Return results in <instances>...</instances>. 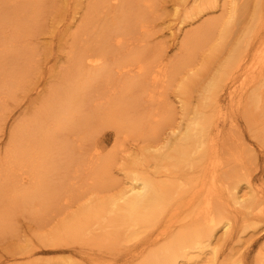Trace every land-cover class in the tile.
<instances>
[{
	"label": "rangeland",
	"instance_id": "obj_1",
	"mask_svg": "<svg viewBox=\"0 0 264 264\" xmlns=\"http://www.w3.org/2000/svg\"><path fill=\"white\" fill-rule=\"evenodd\" d=\"M211 1L0 0V264H162L160 234L209 206L211 247L174 263L264 264V116L247 100L264 85V0ZM197 113L216 158L180 168L165 153ZM30 161L42 187L14 198ZM135 171L136 192L153 178L166 191L150 221L128 219Z\"/></svg>",
	"mask_w": 264,
	"mask_h": 264
},
{
	"label": "bare ground",
	"instance_id": "obj_2",
	"mask_svg": "<svg viewBox=\"0 0 264 264\" xmlns=\"http://www.w3.org/2000/svg\"><path fill=\"white\" fill-rule=\"evenodd\" d=\"M204 1H209L212 4L211 0H204ZM205 37H207V36L205 35ZM205 37H204V40L206 39ZM196 38L197 37H195L194 35L189 37V39L191 41H193L191 43L192 45H196L197 46L203 40V38H202V39H199V40L196 41ZM239 59H241V58H239ZM98 61L99 60H97L96 62H98ZM234 62H236V60ZM238 63H239V61H238ZM241 63H243V62H241ZM258 63L260 64V62H258ZM263 63H264V61H263ZM252 64H254V63H252ZM259 64H258V66H259ZM234 65H237V63L234 64ZM254 65H250V66H254ZM234 67H236V66H234ZM246 69H248V68H246ZM258 73H260V72H258ZM260 76H262V75H260ZM219 81H221V80H219ZM216 82L215 81L213 82L214 85H216V86H217V84L219 85V83L216 84ZM260 83H262V82H260ZM260 83L255 87V89H253L251 91L250 95H248V99L247 100H248V105L254 106V107L257 106L256 108H260L261 109L260 110L261 111L260 114H262L261 116H264V109L262 110V108H264V98H263L264 97L263 96L264 91H262L264 89V85L260 84ZM210 85H212V84H210ZM118 100H119V103H117L115 106H112L109 109V112L112 113V115L109 116L110 123H111L112 126H114V125L117 126V123L119 122V121L116 120L115 115H116V113L120 112L119 108L121 106V101L123 99L120 98ZM262 111H263V113H262ZM193 116H192L193 117V121L191 122L190 126H188L189 128H187V130L185 132V135L183 137L186 141H183L181 144H178L177 146L173 147V149H172V151L170 153H167V154L165 153V156L168 157L169 160L170 159H174L179 167L182 164V166H185V167L188 166L191 169L194 166L193 165L194 162H198V163H196V165H197L196 167L201 169V170H204L205 169L204 165H206V163H209V162L211 164V161L214 158H216L215 156H216V153H217L216 151L217 150L215 151L214 148L213 149L212 148H208L206 150L207 147L204 145L205 144L204 139L207 136L206 132H204V131H206L205 130L206 129V124L205 123H207L208 120H206L207 122L205 121L202 113L201 114L197 113V115L193 114ZM209 121L211 122V120H209ZM64 122H66V121L62 117H59L58 120L54 124V128L51 131L47 132L46 134L47 135H49V134L51 135V133H53L54 131L61 130L62 127L64 126ZM154 125H155V126H153L154 134L156 132H159L160 129L163 127V124H162L161 121L155 122ZM256 130H259V129L257 128ZM117 131H121V130H117ZM259 134H260L259 136L262 135L264 137V131L263 130L260 129ZM259 138L262 139L261 137H259ZM189 143L191 144V147L189 146ZM167 144L169 145L168 142H167ZM208 147H210V146H208ZM155 148H158V147H153V149H155ZM155 151L159 152V156L161 157V163H164L165 162V160L163 159V154L164 153L160 152L161 151L160 148H159V150L155 149ZM155 158H153V159H155ZM194 158H197V160H194ZM37 159L40 161V163H42V160L44 159L43 154L40 153V155H39V157ZM190 160H191V162H189ZM183 163H185L186 165H184ZM191 163H192V166L190 165ZM30 164H32L34 167H33L32 171L29 170L28 175L31 177V180H33V182L28 187L29 188L28 190H24L22 192L21 191L18 192L19 191L18 190L17 192L19 194L15 195L14 198H19V197L20 198H23V197H27L28 198L34 192L39 191L40 188L42 187V183H40V180H42V176L43 175H42L41 171H38L39 170V166H41V164L38 166V164L35 161H30ZM188 169H187V171H188ZM199 169L195 168V170H199ZM40 170H41V167H40ZM192 170H194V169H192ZM195 170H194V172H196ZM148 176H149V174H148ZM152 177H154V176H152ZM130 178H131V184L127 187V189H125V192H124V194L122 196V198H124L126 196L125 197L126 199L124 198L125 199L124 201H126V202H124V204H125V207H126V209L128 211V215H129L128 219H130V217H131V219L132 218L138 219V221H140V220L145 221V222L146 221H150V220L153 219L152 216H155V214L158 213L159 210L158 209L155 210V209L159 206L160 202H163L164 200L167 199V195L164 194V193H166V191H164L160 187L159 183L156 184L157 182H155V178H153L150 181H147V180L143 181V185L141 187V190L136 192L137 188H138L137 185L139 184L138 183L139 182V178H143V177L140 176L135 171V172H131ZM31 180H29V181H31ZM179 188H181V187H179ZM176 189H178V188H176ZM130 193H132L133 195L130 194ZM250 200L252 201V199H250ZM254 200L255 199L253 198V201ZM15 201H16V199H15ZM0 202H1V199H0ZM234 203L236 205H238V204L241 205L240 209L242 208V211H244V214H247L246 212L249 211V212H251L250 214L253 215L254 212H255V208H254V205H253L255 202L252 203V202L248 201V202L244 203V201L241 202V199L239 197H235L234 198ZM257 204H259V200H258ZM256 206H258V205H256ZM126 209L124 210V212H127ZM235 212H237V211L235 210ZM136 214H138V216ZM214 214L215 213H213V211H212V206H211V208L209 206L208 209H207L206 215H204V217L202 216L204 218L202 220V222L199 221L202 218H194L193 221H192V225L191 226H187V225L181 226L180 228H178V231L176 232V234L175 235L171 234L169 236V238H167L166 232L163 231L161 233L162 235L160 234V236H164L165 235L164 236V240L168 241L170 239L171 243H170V246L168 245V248L166 249V252L163 254L164 261H162V264H175L174 262L178 258H186L188 256V252L189 251L201 252L203 250H206V248L211 247V238L213 236L212 234L215 231V228L217 227V221H218ZM247 219H249L248 216H247ZM250 219H251V217H250ZM244 221H246L245 217H244ZM185 235H188V237L187 238H183ZM212 251H213L212 253L216 254V252H214V249ZM215 254H214V256H215ZM215 257H214V259H215ZM165 258H169V260H167ZM225 261H228V260H225ZM224 263H222V264H224Z\"/></svg>",
	"mask_w": 264,
	"mask_h": 264
}]
</instances>
